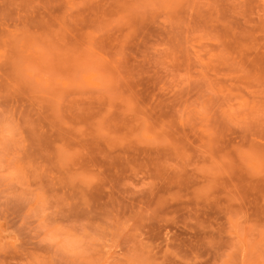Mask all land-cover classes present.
I'll return each mask as SVG.
<instances>
[{
	"label": "rangeland",
	"instance_id": "obj_1",
	"mask_svg": "<svg viewBox=\"0 0 264 264\" xmlns=\"http://www.w3.org/2000/svg\"><path fill=\"white\" fill-rule=\"evenodd\" d=\"M0 264H264V0H0Z\"/></svg>",
	"mask_w": 264,
	"mask_h": 264
}]
</instances>
